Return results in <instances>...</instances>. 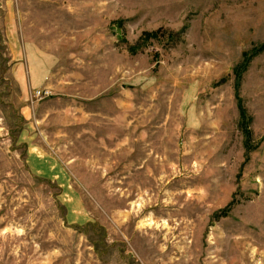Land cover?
<instances>
[{"label": "rangeland", "instance_id": "rangeland-1", "mask_svg": "<svg viewBox=\"0 0 264 264\" xmlns=\"http://www.w3.org/2000/svg\"><path fill=\"white\" fill-rule=\"evenodd\" d=\"M0 264H264V0H0Z\"/></svg>", "mask_w": 264, "mask_h": 264}, {"label": "built area", "instance_id": "built-area-1", "mask_svg": "<svg viewBox=\"0 0 264 264\" xmlns=\"http://www.w3.org/2000/svg\"><path fill=\"white\" fill-rule=\"evenodd\" d=\"M39 93H40V92H39ZM39 93H38V94H39Z\"/></svg>", "mask_w": 264, "mask_h": 264}]
</instances>
